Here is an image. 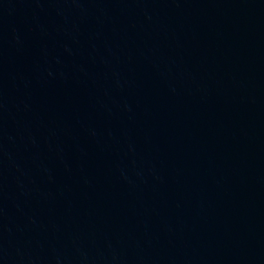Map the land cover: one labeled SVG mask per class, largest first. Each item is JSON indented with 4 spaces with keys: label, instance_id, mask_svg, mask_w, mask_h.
Masks as SVG:
<instances>
[{
    "label": "water",
    "instance_id": "obj_1",
    "mask_svg": "<svg viewBox=\"0 0 264 264\" xmlns=\"http://www.w3.org/2000/svg\"><path fill=\"white\" fill-rule=\"evenodd\" d=\"M0 264H264V0H0Z\"/></svg>",
    "mask_w": 264,
    "mask_h": 264
}]
</instances>
